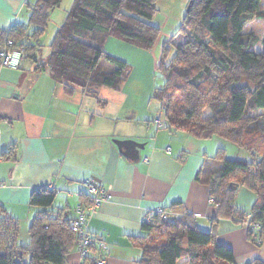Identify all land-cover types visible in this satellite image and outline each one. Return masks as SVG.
Returning a JSON list of instances; mask_svg holds the SVG:
<instances>
[{
    "label": "trees",
    "instance_id": "16d2710c",
    "mask_svg": "<svg viewBox=\"0 0 264 264\" xmlns=\"http://www.w3.org/2000/svg\"><path fill=\"white\" fill-rule=\"evenodd\" d=\"M160 1L74 0L49 47L50 55L43 59L41 37L63 0H37L30 7L28 24L0 29V51L8 46L24 49V63L46 70L67 96L77 91L93 96L104 88L119 92L130 67L107 54L105 42L113 38L151 51L161 34L153 23ZM261 1L188 0L190 8L180 29L163 46L157 70L165 83L155 89L153 98L160 105L166 129L200 140L220 137L247 152L250 159L229 160L224 150L208 158L197 180L209 186L211 203L217 209L209 231H202L188 214L173 218L156 214L148 223L149 214L142 225L143 235L130 238L141 252L139 264H180L185 259L186 264H236L232 250L218 241L220 220L244 225L250 215L248 224H258L260 229L248 227V239L256 245L264 239V39L262 51L255 52L258 38L244 32L248 22L264 19ZM180 37L184 42L177 46L175 40ZM104 62L114 69H103ZM207 109L211 114L203 119ZM237 187L256 196L248 213L234 206ZM55 200V191L32 193L30 206L38 211L26 244L20 243L19 221L0 206V264H67L78 239L70 228L69 212L53 210ZM82 201L89 204L86 196ZM98 260L89 255L85 264Z\"/></svg>",
    "mask_w": 264,
    "mask_h": 264
},
{
    "label": "crops",
    "instance_id": "0c3cea01",
    "mask_svg": "<svg viewBox=\"0 0 264 264\" xmlns=\"http://www.w3.org/2000/svg\"><path fill=\"white\" fill-rule=\"evenodd\" d=\"M36 1L0 0V29L27 24ZM176 2L179 10L165 16L159 9L153 21L161 29L154 48L147 51L154 69L185 15L188 0ZM129 84L126 80L119 92L104 88L93 96L80 91L67 96L46 70L31 62L25 61L20 70L0 69V206L19 221L23 244L29 240L28 229L38 211L30 206L32 193L55 191L58 206L53 210L65 209L73 219L83 203L80 194H87L86 180L109 189L110 199L94 211L88 225L107 248L101 251L96 246L91 255L106 264H139L141 252L130 238L143 235L146 217L156 210L170 211L171 218L191 215L202 231H209L217 209L209 186L197 177L219 150L227 157L240 154L241 149L220 137L200 140L185 132L159 129L156 116L146 119L134 108H126ZM131 86L138 89V83ZM3 153L9 156L4 158ZM255 201L252 192L237 187V210L248 213ZM247 228L220 220L218 241L232 250L236 264H264V241L251 242ZM77 249L67 264H81Z\"/></svg>",
    "mask_w": 264,
    "mask_h": 264
},
{
    "label": "rangeland",
    "instance_id": "374dc122",
    "mask_svg": "<svg viewBox=\"0 0 264 264\" xmlns=\"http://www.w3.org/2000/svg\"><path fill=\"white\" fill-rule=\"evenodd\" d=\"M176 1L177 0H172V2H168L167 0H165L163 2L162 0L158 2L157 6L159 9H161V12H162L161 14L165 16L166 15L169 16V15H172L171 12H175L179 10L178 8L179 4H176L177 3ZM73 2L74 0H63L61 6L53 12L54 14L50 18L49 26L40 40V43L42 46L41 53H42L43 59H46L50 55L49 47L53 39L55 38L56 33L59 30V27L63 24V22H65L64 21L66 20L65 17L66 18L68 17V13L71 10V6H73ZM187 8H188V5L186 6V9L184 11L185 13L187 12ZM261 10L264 12V0L261 1ZM244 32L246 34H254L258 38L259 42L254 47L253 50L255 52H261L262 51L261 41L264 39V19H261V20L254 19L248 22L245 26ZM183 42H184L183 37H180L175 40V44L177 46L181 45ZM104 49L107 54L112 55L113 57L122 59L125 62H127V64L130 67L127 80L131 84L138 83V89H136L135 87H132L131 84H129L127 88L129 89L128 92H129L130 98H129V103H127L126 108L129 111L133 110L134 108V110L138 111L141 114V116H143V118H146V119L148 118V116L157 117L158 113L156 112L160 111V105L153 98L154 91L155 89H160L164 86L165 78L160 71H158L157 69H154L153 64L149 58V55L147 54V51L137 49L135 47H132L126 44L125 42H122L120 40H116L113 38H110L105 42ZM171 49H172L171 56H173L174 47H171ZM102 68L106 70L114 69V67L111 64L105 63V62L102 63ZM210 114L211 112L209 109L205 110L203 113V119H206L207 117H209ZM154 129L156 128L154 127ZM232 145L238 148L236 144H232ZM228 154H231V152H229ZM227 159L229 160H236V159L249 160L250 156L247 152L241 150V153L238 155H230V156L227 155ZM57 206H58L57 202H55L54 207H57ZM170 215H172L170 211L166 212V216H167L166 218H170L171 217ZM263 241L264 239L262 240V244H263ZM20 243L23 244V241L20 240ZM77 250L79 252V249ZM93 251L94 249L92 250V252ZM99 261L100 260H98V262ZM186 263H188L187 259L180 261V264H186ZM81 264H85V260H81Z\"/></svg>",
    "mask_w": 264,
    "mask_h": 264
},
{
    "label": "built area",
    "instance_id": "2783aa9c",
    "mask_svg": "<svg viewBox=\"0 0 264 264\" xmlns=\"http://www.w3.org/2000/svg\"><path fill=\"white\" fill-rule=\"evenodd\" d=\"M25 60V51L24 49H11L9 46L4 47L0 51V69L7 68L11 70H20L23 67ZM155 123L158 128L166 129L167 124L162 118L161 113L159 112ZM169 152V150H167ZM84 185L87 189V194H80V198L86 196L89 200V204L85 205L81 203L76 210V216L70 221L69 225L71 230L76 234L78 243L77 247L79 249V254L81 260H85L91 255L92 250L99 246V249L102 251L106 250L105 244L100 239L94 237L88 230L89 220L94 211L101 205V203L106 202L110 199L109 189L100 186V184L92 181L86 180ZM158 214L162 218H166V212L162 209L156 210L150 213L146 221L152 222L154 216ZM251 216L246 217V225L251 228L253 231L259 230L260 226L258 224L250 225L248 224ZM259 243L262 244V240L259 239ZM98 264H105L104 260H100Z\"/></svg>",
    "mask_w": 264,
    "mask_h": 264
},
{
    "label": "water",
    "instance_id": "95a60500",
    "mask_svg": "<svg viewBox=\"0 0 264 264\" xmlns=\"http://www.w3.org/2000/svg\"><path fill=\"white\" fill-rule=\"evenodd\" d=\"M189 8H190V7L187 8V11H189ZM125 144H127V145H129V146H136V147L139 146V145H137V143H133V142H130V143L128 142V143H125ZM119 146H121V144H119Z\"/></svg>",
    "mask_w": 264,
    "mask_h": 264
}]
</instances>
